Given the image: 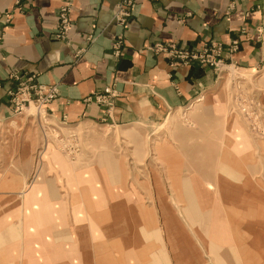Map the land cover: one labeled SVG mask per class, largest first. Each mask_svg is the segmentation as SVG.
Wrapping results in <instances>:
<instances>
[{
	"label": "crops",
	"instance_id": "0c3cea01",
	"mask_svg": "<svg viewBox=\"0 0 264 264\" xmlns=\"http://www.w3.org/2000/svg\"><path fill=\"white\" fill-rule=\"evenodd\" d=\"M20 1L24 12L15 7V0H0V95L13 87L12 73L56 86L58 95L47 110L58 125L155 127L191 104H197L193 117L199 125L217 123L208 113L214 112L213 106L201 104L208 100L195 103L200 96L217 93L215 71L197 63L172 67L166 55L146 49L157 43L198 51L217 40L224 45L226 63L244 70L264 66V0H136L124 29L112 20L121 0ZM66 1L71 4L72 27L66 40H57L59 10ZM120 35L124 45L117 58L112 48ZM234 40L240 41L239 50L227 55V45ZM15 116L0 99V264H264V175L254 179L262 168L260 162H251V140L243 146L248 162H231L238 168L234 174L249 180L212 183L200 188L204 194H195L199 188L181 175L222 173L219 158L230 162V155H219L217 148L228 138L205 135L201 143L214 145L196 157L206 159L204 168L210 166L204 172L181 169L180 160L171 161L181 152L163 146L166 165L180 176L173 187L180 196L176 201L187 205L190 199V206L209 208L196 211L194 222H209L210 250L198 245L185 250V236L175 239L167 230L165 237L155 231L154 210L128 193L124 167L113 152L99 150L78 166L65 161L29 185L41 135L35 120ZM179 138L186 142L192 137ZM219 186L229 191L221 199L223 205L212 194ZM253 224L259 237L249 238L245 232ZM170 237L178 242L173 250L168 247ZM225 239L227 244L235 240V246L220 248Z\"/></svg>",
	"mask_w": 264,
	"mask_h": 264
},
{
	"label": "rangeland",
	"instance_id": "374dc122",
	"mask_svg": "<svg viewBox=\"0 0 264 264\" xmlns=\"http://www.w3.org/2000/svg\"><path fill=\"white\" fill-rule=\"evenodd\" d=\"M19 11L24 12L23 6L22 10ZM215 42L218 43L217 40ZM238 43L240 44V41ZM239 44L237 50L231 53V43H229L227 45V55L232 56L235 54L239 50ZM217 45L218 48L216 47L214 53L210 55L211 63H207L205 67L215 71L219 89L216 94H213V97L209 93L212 98H206L204 95L200 96L201 99H196L195 102L199 103L208 100L201 104L208 103L209 106H213L214 112L208 111V113L214 114L213 117L218 119V121L216 120L217 123L212 124L202 121L199 125V122H197L199 120L197 119L196 121L193 117L194 113H196L194 106L197 104H191L190 107L174 111L165 123L158 124L155 127L107 125L73 127L58 125L50 121L48 113L42 114V116L37 115L34 105H30L23 114H14L19 119L35 120L41 135L40 148L35 154L34 167L28 184L31 185L44 174H50L52 172L50 168L53 166L57 165L62 168L61 166L65 161L73 162L75 166H78L89 162L88 160L90 159L88 157H93L94 153L99 150L113 152L124 167V174L127 178L126 183L130 188L128 193L131 194L132 198H141L140 203L142 202L146 206L149 205L154 210L156 218L155 231L164 233V237L168 231L172 237L176 236L175 239L185 236L187 238V241L184 238L186 245H182L185 250H190L196 245L202 250H210L211 230L209 222H194L196 211L203 213L209 208H202V210L199 206H190L188 204L191 203V200L188 198L187 205L176 201L180 196L177 195L173 187L175 186L176 178L180 176L178 173L174 174V169L166 165L168 163L165 161V157H168V152L164 155L162 148L165 145L166 148H171V152L173 150L181 152V156L177 160L171 156L172 163L180 160L181 169L204 172L210 170V166L207 165L204 168L206 159H196V157L201 153L204 155L214 145L201 143L205 139V135H218V140H223L224 136L228 138L226 142L220 143V147L217 148L219 155L222 152L230 155L228 156L230 157V162H226V158L221 162L219 158V164H222L220 167L222 173H219V175H207L205 173L181 175L184 178H188L194 188H199L194 191L195 194L199 192L204 194L206 191H201V189L210 188L212 183L232 185L239 181H247L248 177L246 175L241 174L239 176L234 174L235 169L238 170V168H235L234 164L231 163L234 160L235 162H248V160L243 159V146H247L248 142L245 143L247 140H251L249 144L252 149V164L260 162L258 165L262 168V170L257 169L258 173L254 179L258 180V177L264 175V66L253 70H244L236 65L226 63L224 45L220 41ZM194 63L199 64L198 62H192L189 65H184L171 60L172 67L190 66ZM12 85L13 87L10 90L16 91L19 89L16 82L13 81ZM2 89L3 86L0 85V91ZM9 91L3 96L0 95V99L5 101V105L13 112L14 96ZM209 106L207 109H210ZM42 113L44 112L42 111ZM203 120H208V118ZM14 127L17 128V126L12 125V128ZM179 136H191L192 138L186 142H179ZM231 138H234L236 142L228 141ZM201 145L206 148L201 150ZM240 166H243L242 163ZM243 168L247 170L246 166ZM219 188L218 192L212 194L215 198H219L220 204L223 205L224 202L221 203V199H224L223 196L228 197L227 193L229 191H222V186H219ZM210 193L207 192V198H211L212 195ZM168 199L171 200L170 203H168ZM193 202H195V198ZM246 226L250 225L246 224ZM253 226L254 228L250 231L245 230V233L249 234L247 235L249 238L253 236L259 237L257 226L254 224ZM224 235L228 236L225 232ZM224 235L222 237H225ZM172 237H170L172 239L171 242L168 243L170 250L175 249L173 246L178 244ZM226 239L224 243H220V248H226L227 246L232 248L235 246V240L231 239L230 243L227 244ZM203 255H205V261L209 263L210 255L208 253Z\"/></svg>",
	"mask_w": 264,
	"mask_h": 264
},
{
	"label": "built area",
	"instance_id": "2783aa9c",
	"mask_svg": "<svg viewBox=\"0 0 264 264\" xmlns=\"http://www.w3.org/2000/svg\"><path fill=\"white\" fill-rule=\"evenodd\" d=\"M136 4V0H121L113 13V22L121 27L126 28L129 19L132 17L133 10ZM16 7L22 10L20 0H16ZM71 4L66 1L59 10V24L54 39L66 40L68 33L72 27V21L70 19ZM216 40L207 41L200 51H188L186 48L180 47L175 43H157L152 46H148L146 49L153 54H164L170 60L178 62V64L189 65L192 62H198L200 66H206L207 63H211V56L214 53L218 43ZM123 36L115 38L113 43V54L115 57L121 56L123 48ZM238 41L231 42L230 52H235L238 48ZM10 81L16 82L19 89L16 91L10 90L9 93L14 96V114H23L30 107L34 105L37 115L47 114V106L57 97L58 90L56 86H45L36 82L34 76H25L19 73H12L10 75ZM12 91V92H11ZM108 94L114 96V91H108ZM102 102H107L111 105V101L105 98H99ZM42 111L44 113H42Z\"/></svg>",
	"mask_w": 264,
	"mask_h": 264
},
{
	"label": "bare ground",
	"instance_id": "6f19581e",
	"mask_svg": "<svg viewBox=\"0 0 264 264\" xmlns=\"http://www.w3.org/2000/svg\"><path fill=\"white\" fill-rule=\"evenodd\" d=\"M205 97H206V98H209V97H211V95H209V93H208V94L205 95ZM205 97H204V98H205ZM190 202H191V201H190Z\"/></svg>",
	"mask_w": 264,
	"mask_h": 264
}]
</instances>
